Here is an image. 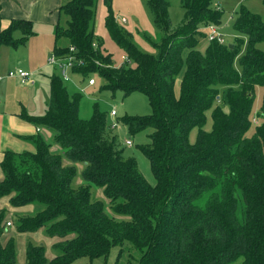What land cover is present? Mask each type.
<instances>
[{
  "label": "trees",
  "instance_id": "obj_1",
  "mask_svg": "<svg viewBox=\"0 0 264 264\" xmlns=\"http://www.w3.org/2000/svg\"><path fill=\"white\" fill-rule=\"evenodd\" d=\"M97 1L69 0L57 9L52 54L82 61L71 72L99 76L104 90L147 97L149 115L121 121L131 133L153 129L150 144L140 150L156 184L150 186L135 160L123 156L104 113L94 107L90 119H81V96L53 75L45 113L22 117L48 129L60 153H51L39 133L27 138L34 152L3 153L0 264H16L13 239L2 241L8 216L18 233L43 230L56 240L49 260L42 245L28 244L26 264H73L107 257L114 247L119 248L115 264L123 250L134 264H264V93L260 123L246 136L255 91L264 88V52L257 48L264 42V15L241 6L235 42L208 41L201 49L200 40L207 38L203 28L220 24L214 0H183L176 28L168 0H146L158 32L156 40L142 36L154 52L146 53L118 27L108 5L105 28L125 59L115 66L112 55L95 43ZM33 35L31 21L11 20L0 30V48L17 49ZM75 164L83 165L80 185L74 182ZM91 187L102 190L110 214ZM23 208L30 212H18Z\"/></svg>",
  "mask_w": 264,
  "mask_h": 264
},
{
  "label": "rangeland",
  "instance_id": "obj_2",
  "mask_svg": "<svg viewBox=\"0 0 264 264\" xmlns=\"http://www.w3.org/2000/svg\"><path fill=\"white\" fill-rule=\"evenodd\" d=\"M36 1V0H34ZM69 0H57L53 5L61 6ZM107 1V3H106ZM183 0H168L169 7L168 13L171 22V27H178L184 16V9L182 7ZM53 1H47V6L52 4ZM53 5L50 6L49 11ZM108 5H110L111 14L119 28L123 29L129 39L135 43L143 52L154 53L153 49L148 41L142 36L146 35L151 40H156L158 32L154 26L152 15L147 7L146 0H98L96 4V18L94 24L95 43L100 44L102 51L112 55L115 66L123 65L124 53L123 51L112 41L111 37L107 33L105 28V18L108 15ZM213 6H219L221 9V20L218 25L219 34L223 36L226 44H232L236 40L234 32V23L237 17V12L241 6L247 8L250 12L263 16L264 15V4L262 0H214ZM27 14H23L25 20H29L33 25L34 35L30 37L24 46L17 49H12L6 46L0 48V66H7L8 69L24 68L28 72L33 74V84L37 87L43 88V102L38 103L35 110L37 115H43L46 111L45 100L49 98V79L53 76L60 75V69L49 63L53 53L54 43V29L57 22V13L55 10L48 12L47 17H43L38 8L27 9ZM125 20V22L122 21ZM66 17L63 16L60 20L61 24H64ZM10 20L0 19V30L5 29L9 26ZM209 31L205 30L204 34H208ZM21 34L16 32L15 38H20ZM207 38L200 40L198 47L203 49L207 44ZM66 45L65 42H62ZM257 48L264 52V42L257 45ZM245 52V43L241 46L240 53L235 59L234 65L238 68V59ZM69 80L63 82L70 93H79L80 108L79 117L83 120H88L92 116L93 109L96 107L100 112L104 113L107 125L110 126L111 134L116 136L118 149L122 150V154L126 158H132L135 160L139 173L142 175L144 180L150 185L155 186V178L152 174L150 163L147 157L140 150L142 146L150 144V135L153 133L152 128H147L137 133H131L128 126L122 123L121 118L124 116L129 117H142L147 116L151 113V108L147 97L141 92H132L129 95H124L121 91L111 92L104 90L105 82L102 78L97 75L90 76L95 79L94 86H87L89 77L74 74L68 71ZM11 81L15 82V87L21 94L31 92L34 87L24 86L19 83L18 80ZM179 80L176 82V92L178 91ZM10 82V81H3ZM1 82L0 84H2ZM41 83V84H40ZM15 88L14 91L16 92ZM264 88H257L255 91V99L253 103V109L251 113L252 125L247 131L246 136H251L254 131L256 124L260 123L257 119V112L259 111ZM17 96V95H16ZM23 102V101H22ZM25 106V103H23ZM18 108L17 105L13 106V109ZM42 108V109H41ZM111 111L115 112V115H111ZM211 127L210 113H207V124L205 129L209 130ZM40 136L50 144V152L58 154L59 149L53 143L51 132L48 129L39 131ZM196 137V129L192 130L189 135V141L193 143ZM130 138L132 144L130 146L125 145V141ZM75 184L80 185L82 181V164H75ZM90 191L92 196L98 201L102 202L105 211L110 214L108 200L104 197L101 189L91 187ZM5 201L0 200V209L5 207ZM8 209V208H7ZM9 215L13 214L11 210H8ZM7 221L12 219L8 216ZM5 220V221H6ZM13 239L16 250V264H26V249L28 244L42 245L44 247V257L49 260L54 256V250L52 245L56 243V240L47 236L43 230L36 233H18L15 226L12 224L10 227H5L2 241ZM119 248L114 247L111 249L107 257L86 259L82 258L75 261L73 264H115L117 261ZM134 253L131 252V255ZM132 259L123 250L119 257L118 264H134L130 263Z\"/></svg>",
  "mask_w": 264,
  "mask_h": 264
},
{
  "label": "crops",
  "instance_id": "obj_3",
  "mask_svg": "<svg viewBox=\"0 0 264 264\" xmlns=\"http://www.w3.org/2000/svg\"><path fill=\"white\" fill-rule=\"evenodd\" d=\"M47 1L50 2L51 0H2L0 2V19H22L23 14H27V9L36 8L42 11L41 14L43 15V17H47V15L49 14L48 12H52L53 10H55V13H57V9L60 6L53 5L57 0H52L53 3L49 4L48 6L46 4ZM51 5H53V7L49 11ZM4 65L0 66V75L5 74L9 70H13L8 69V67ZM18 68L25 70L21 67ZM3 81H1L3 83L0 84V162L2 161L3 153L7 150L16 153L34 152V148L30 143L27 142V138H30L31 136L39 133V131L45 129L26 122L22 117L23 114H27L30 116H40L37 115L38 113H36L35 110L39 101L43 102V88L41 91V87H37L34 84H27L24 86H32L34 87L33 90L31 92H27V94L23 93L20 95L21 92H18L16 90L15 82L11 83V81L14 80L5 79ZM14 88L16 92L14 91ZM47 102L48 100L46 99L45 105L47 104ZM23 103H25V106L23 105ZM15 105H17L18 108L13 109V106ZM2 179L3 174L0 168V181ZM18 212L28 213L30 212V208L19 209Z\"/></svg>",
  "mask_w": 264,
  "mask_h": 264
},
{
  "label": "built area",
  "instance_id": "obj_4",
  "mask_svg": "<svg viewBox=\"0 0 264 264\" xmlns=\"http://www.w3.org/2000/svg\"><path fill=\"white\" fill-rule=\"evenodd\" d=\"M217 9L220 10L219 6H217ZM123 22H125L124 19H122ZM203 30L209 31V33L206 35L208 41H217L219 44H225L226 41L219 34L218 25L210 24L208 26H205ZM93 47H95V44H93ZM70 53L74 52V49L72 47L69 48ZM125 60V59H124ZM49 63L56 65L60 69V77L64 82H67L69 80L68 71L71 72L72 68L74 66H80L83 64L82 61L76 60V58L73 55H68L64 57H57L52 54L51 59L49 60ZM5 79H17L21 85H27V84H33V74L23 70V69H13L7 71L5 74L0 75V82ZM95 79L90 78L87 81V86H94L95 85ZM1 102V101H0ZM111 115H115L114 111H111ZM38 131V130H37ZM132 144L131 139L128 138L125 141V145L130 146ZM11 223L10 221L5 223V227H10Z\"/></svg>",
  "mask_w": 264,
  "mask_h": 264
},
{
  "label": "water",
  "instance_id": "obj_5",
  "mask_svg": "<svg viewBox=\"0 0 264 264\" xmlns=\"http://www.w3.org/2000/svg\"><path fill=\"white\" fill-rule=\"evenodd\" d=\"M230 48H233V45H231Z\"/></svg>",
  "mask_w": 264,
  "mask_h": 264
}]
</instances>
